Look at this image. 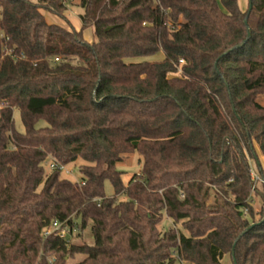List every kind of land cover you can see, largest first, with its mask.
I'll list each match as a JSON object with an SVG mask.
<instances>
[{"label":"trees","instance_id":"1","mask_svg":"<svg viewBox=\"0 0 264 264\" xmlns=\"http://www.w3.org/2000/svg\"><path fill=\"white\" fill-rule=\"evenodd\" d=\"M66 2L0 0V264H264V0H80V31Z\"/></svg>","mask_w":264,"mask_h":264},{"label":"rangeland","instance_id":"2","mask_svg":"<svg viewBox=\"0 0 264 264\" xmlns=\"http://www.w3.org/2000/svg\"><path fill=\"white\" fill-rule=\"evenodd\" d=\"M33 3H37L39 0H29ZM240 7L242 11L245 13L248 10V0H239ZM80 0H67L66 5L67 9L66 12L64 13L65 18H60L57 17L47 11H42V14L44 15L47 23L49 24H55L58 25L68 31H72L75 29L74 25H78L79 22H81V15L83 14V10L79 6ZM0 14H1V8H0ZM94 28L91 27L87 29L84 32V36L86 39H92V41L95 40L94 38ZM90 37V38H89ZM164 59V55L162 53H159L158 55L147 59L148 61H162ZM138 61V60H137ZM260 103L264 105V97L260 99ZM14 122H15V128L18 132L23 133L24 128L21 122L20 114L15 111L14 113ZM39 126L43 127L45 126L44 122H41ZM256 153H257V160L252 159L251 162V170L255 171L254 176H259L261 174L260 170H258L257 166L260 164V166L264 169V159L262 155L260 154L259 150L256 148ZM85 163L82 160H78L76 163L71 164L67 167H64L61 172H62V177L64 179L70 180L72 182H80L81 181V174H80V167L84 165ZM54 162L51 158L47 160V162L44 164V168L46 171V175H50L51 172L53 171ZM142 167V158L138 153H131L126 156H124V161L118 165V170L121 172H124L123 176V183L124 185H127L131 178L133 177L134 174H137L140 172ZM258 170V171H257ZM114 193L113 187L110 184V182L105 183V194L106 196H112ZM120 200L124 201L126 200L125 197H121ZM252 204L254 209L258 212L261 209V201L258 197H253L252 198ZM259 217L257 216V219ZM173 226L172 222L169 220H165L162 224V226L159 227L161 231L167 230L170 226ZM176 228L178 230H181V226L177 225ZM70 244H88V245H93L94 244V239L91 234L90 228H87L86 230H81L80 227H74L73 232L68 238ZM84 256H76L74 259L68 260L67 264H76L77 262H80L84 259ZM223 264H230L228 257L224 260Z\"/></svg>","mask_w":264,"mask_h":264},{"label":"built area","instance_id":"3","mask_svg":"<svg viewBox=\"0 0 264 264\" xmlns=\"http://www.w3.org/2000/svg\"><path fill=\"white\" fill-rule=\"evenodd\" d=\"M1 109H2V106H0V112H1ZM53 167L55 168V164ZM254 172L255 171L251 170V175H252V178H253L255 184L264 186V177L262 176V174H259V176H254L255 175ZM83 185H85V184L82 183V186ZM72 232H71L70 227L68 225H66V223H61V222L56 221V222H53L51 224V226L43 232V237L47 238L53 234H57L61 239L67 240ZM53 260L54 259H52V262H53Z\"/></svg>","mask_w":264,"mask_h":264},{"label":"crops","instance_id":"4","mask_svg":"<svg viewBox=\"0 0 264 264\" xmlns=\"http://www.w3.org/2000/svg\"><path fill=\"white\" fill-rule=\"evenodd\" d=\"M81 26H82L81 22H79L78 25H74L76 31H80V30H81ZM84 32H85V31H84ZM93 33H94V32H93ZM84 38H85V40H86L87 42H89V43H92V42H93L92 39H91L90 37H89L90 39H86L85 36H84Z\"/></svg>","mask_w":264,"mask_h":264},{"label":"water","instance_id":"5","mask_svg":"<svg viewBox=\"0 0 264 264\" xmlns=\"http://www.w3.org/2000/svg\"><path fill=\"white\" fill-rule=\"evenodd\" d=\"M249 8H250V10H251V8H252L251 4H250V7H249ZM246 23H247V21H246ZM249 38H250V33H249ZM249 38H248V39H249ZM243 45H244V44H243ZM253 227H254V226H252L251 228H253ZM251 228H249L248 231H249ZM245 233H246V232H245ZM232 254H233V256H234V251H233Z\"/></svg>","mask_w":264,"mask_h":264}]
</instances>
